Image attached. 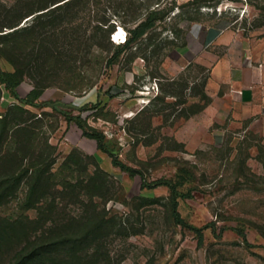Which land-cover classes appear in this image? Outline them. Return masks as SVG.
Instances as JSON below:
<instances>
[{
	"label": "rangeland",
	"instance_id": "374dc122",
	"mask_svg": "<svg viewBox=\"0 0 264 264\" xmlns=\"http://www.w3.org/2000/svg\"><path fill=\"white\" fill-rule=\"evenodd\" d=\"M62 2L0 0V46L17 23L33 27L6 38L24 77L19 94L26 97L34 81L45 85L43 105L22 106L5 91L1 111L10 120L34 117L37 144L57 149L59 183L81 184L85 192L96 177L89 188L112 225L95 263L264 264V107L233 100L213 77L210 59L183 50L212 27L239 33L251 46L264 44V0H80L47 11ZM154 8L165 11L163 18L127 44L136 22ZM119 44L127 46L109 66ZM0 67L15 69L1 55ZM60 110L103 131L109 148L149 182L175 180L186 170L180 190L191 195L179 199V210L203 237L175 222L167 185L142 187L140 174L115 165ZM24 168L13 195L0 191V230L11 237L0 264L12 261L13 238L42 234L39 209L53 201L29 204ZM84 207L69 203L67 211Z\"/></svg>",
	"mask_w": 264,
	"mask_h": 264
},
{
	"label": "trees",
	"instance_id": "16d2710c",
	"mask_svg": "<svg viewBox=\"0 0 264 264\" xmlns=\"http://www.w3.org/2000/svg\"><path fill=\"white\" fill-rule=\"evenodd\" d=\"M79 1L64 0V2L49 8L47 11L54 8H63L64 5L70 6ZM164 12L162 8L149 10L146 16L139 19L136 22V26L131 29L132 36L127 44L137 41L154 28L157 21L165 15ZM43 13L45 11L40 14ZM30 15H33V13H30L25 18ZM19 25L20 23H17L11 31L3 33V36H1L3 37V44L0 46V55L6 58L15 69L8 70L0 67V167L4 169L0 174V191L4 195H13L15 189L23 181L22 167L25 166L26 168L23 170L28 172L26 198L29 204L33 205L34 203L43 202L47 196L52 197L53 201L48 209L43 206L39 209L41 216L39 218L44 220V225L41 226V235L36 233L30 234L29 237H24V239L13 238L14 241L12 243H16V247H14L16 250L9 264H96L98 262L95 259L100 254L99 246L105 241L112 225V219L94 200V193L89 188L90 185L96 183V177L92 176L88 184L82 187H87L85 192L77 189L81 184H75L72 181L59 183L53 171L57 149L49 141H46L45 147L39 143L37 144L34 117H12L10 120L8 113L4 114L1 111L2 98L5 91H8L22 106L43 105L39 102V99L44 93L45 85L40 84V82L34 81L33 88L26 97H22L18 92V87L24 77L20 64L11 55L12 47L6 38L18 33H26L33 28L32 25L25 27ZM115 30L114 26L112 31ZM110 42L114 44L111 39ZM127 44L124 46L119 44L120 48L110 58L109 66L114 65L120 59ZM46 103L58 109L56 101L49 100ZM60 111L66 115L69 122L75 120L83 130V135L94 139L97 146L112 157L115 165L130 171L132 174H140L143 180L142 187L167 185L171 189V214L175 222L194 228L203 237L202 230L191 225L179 210V199L191 195V192L186 193L180 190V187L188 180L186 170L179 173L175 180L160 178L149 182L140 169L127 164L120 158L118 153L109 148L106 134L103 131L91 126L80 115H72L65 110ZM61 185V189L57 187ZM82 195L88 196L89 204L84 202L81 198ZM76 202L84 203L85 207L83 210L78 214L68 212L69 203ZM11 224L15 223L11 222ZM17 227L21 230L23 229L18 225ZM31 231H33V228ZM10 238L6 229L0 230V251L7 245Z\"/></svg>",
	"mask_w": 264,
	"mask_h": 264
},
{
	"label": "crops",
	"instance_id": "0c3cea01",
	"mask_svg": "<svg viewBox=\"0 0 264 264\" xmlns=\"http://www.w3.org/2000/svg\"><path fill=\"white\" fill-rule=\"evenodd\" d=\"M190 41L184 54L192 51L209 58L213 77L227 85L233 100L264 107V44L251 46L239 33L217 27L200 31Z\"/></svg>",
	"mask_w": 264,
	"mask_h": 264
},
{
	"label": "water",
	"instance_id": "95a60500",
	"mask_svg": "<svg viewBox=\"0 0 264 264\" xmlns=\"http://www.w3.org/2000/svg\"><path fill=\"white\" fill-rule=\"evenodd\" d=\"M32 16H33V15L28 16V17H27V21H28L29 19H31Z\"/></svg>",
	"mask_w": 264,
	"mask_h": 264
}]
</instances>
